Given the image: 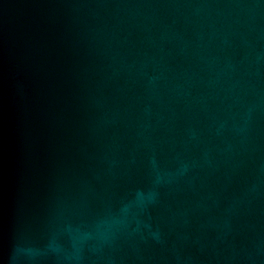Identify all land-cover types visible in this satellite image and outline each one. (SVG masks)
I'll use <instances>...</instances> for the list:
<instances>
[{
  "label": "water",
  "instance_id": "obj_1",
  "mask_svg": "<svg viewBox=\"0 0 264 264\" xmlns=\"http://www.w3.org/2000/svg\"><path fill=\"white\" fill-rule=\"evenodd\" d=\"M0 264H264V0H0Z\"/></svg>",
  "mask_w": 264,
  "mask_h": 264
}]
</instances>
